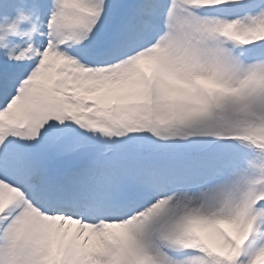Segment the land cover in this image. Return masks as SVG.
Masks as SVG:
<instances>
[{"label": "snow or ice", "instance_id": "snow-or-ice-1", "mask_svg": "<svg viewBox=\"0 0 264 264\" xmlns=\"http://www.w3.org/2000/svg\"><path fill=\"white\" fill-rule=\"evenodd\" d=\"M0 264H264V0H0Z\"/></svg>", "mask_w": 264, "mask_h": 264}]
</instances>
